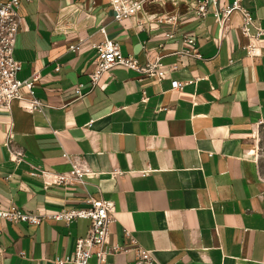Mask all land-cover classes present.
<instances>
[{
	"label": "crops",
	"instance_id": "crops-1",
	"mask_svg": "<svg viewBox=\"0 0 264 264\" xmlns=\"http://www.w3.org/2000/svg\"><path fill=\"white\" fill-rule=\"evenodd\" d=\"M20 1L18 77L40 70L34 94L46 106L0 107V207L44 215L82 206L88 195L103 197L115 205L109 241L130 245L124 228L130 229L156 264H264V182L249 150L264 123V36L260 54L249 55L240 16L221 35L212 12H195L196 0L147 4L122 21L106 0ZM243 4L264 28V1ZM164 14H174L175 22L159 24ZM101 27L123 55L141 63L176 61L185 33L196 39L201 58H183L161 80L116 64L92 89ZM74 44L80 48L70 49ZM175 79L188 82L173 88ZM78 83L81 96L74 94ZM10 131L13 147L25 152L19 163L6 145ZM65 153L82 156L98 174L84 183L48 185L31 173L32 165L69 170ZM113 169L123 173L113 176ZM89 224L0 218V264H54L73 251ZM134 261L130 248L105 264Z\"/></svg>",
	"mask_w": 264,
	"mask_h": 264
},
{
	"label": "built area",
	"instance_id": "built-area-1",
	"mask_svg": "<svg viewBox=\"0 0 264 264\" xmlns=\"http://www.w3.org/2000/svg\"><path fill=\"white\" fill-rule=\"evenodd\" d=\"M95 3L96 0H88ZM113 11V17L117 21H122L143 9L147 4L163 3L166 0H106ZM264 1V0H263ZM21 6L20 0H0V107L10 110L12 103L18 101L24 109L29 111H43L45 104L35 96V83L41 78L39 69L33 68L30 75L25 79L18 77L22 69L21 61L14 56L18 34L23 18L19 13ZM195 12L205 16L212 12L219 27L221 35H224L229 26V21L234 14H238L241 19V34L248 39L244 45L249 55L260 54V47L257 42L264 36V28L256 24V19L249 8L243 4V0H196ZM174 14H164L157 18L159 24L175 22ZM255 31H252V28ZM105 37L102 41L93 43L96 50L97 67L90 73V83L92 89L96 88L102 76L109 72L116 65L121 64L134 69L142 74L156 77L161 80L168 74L178 69L183 58H201L196 39L189 33L183 35L185 48L179 51L178 59L171 63H164L160 57L155 60H148L141 63L131 55H123L120 43L107 36L106 29H100ZM167 36L174 37L173 31H169ZM79 44L70 46V49L77 50ZM59 69V65L56 66ZM188 81L172 80V87L181 89ZM83 83H78L74 87V94L82 95ZM25 90V91H24ZM13 133L7 135L6 145L10 157L19 163L25 160V152L12 145ZM65 156L71 162V168L67 171H53L32 165L31 173L42 176L46 183L57 185H68L84 183V177H93L98 173L92 171L85 159L80 155ZM120 169H113L111 174L116 176L122 174ZM146 174L147 170L140 171ZM0 218L11 222L25 221L39 224L43 220H64L70 223L79 218L89 219V228L85 235L77 237L73 251L66 255H57L54 264H91L92 257H96L95 264H105L108 256L127 251L132 248L135 251L134 264H156L152 250L140 245L132 236L130 229L124 228V235L130 238V245L111 243L109 241L110 227L116 220L115 205L110 199L103 197H93L88 195L84 204L78 207H70L57 212L44 215L34 214L21 209L16 205L8 208L0 207ZM131 246V247H128Z\"/></svg>",
	"mask_w": 264,
	"mask_h": 264
},
{
	"label": "rangeland",
	"instance_id": "rangeland-1",
	"mask_svg": "<svg viewBox=\"0 0 264 264\" xmlns=\"http://www.w3.org/2000/svg\"><path fill=\"white\" fill-rule=\"evenodd\" d=\"M253 140L250 155L256 175L264 182V123L257 126Z\"/></svg>",
	"mask_w": 264,
	"mask_h": 264
}]
</instances>
